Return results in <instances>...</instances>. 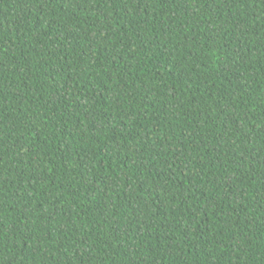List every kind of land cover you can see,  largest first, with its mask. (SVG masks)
Instances as JSON below:
<instances>
[{
  "label": "trees",
  "instance_id": "1",
  "mask_svg": "<svg viewBox=\"0 0 264 264\" xmlns=\"http://www.w3.org/2000/svg\"><path fill=\"white\" fill-rule=\"evenodd\" d=\"M0 264H264V0H0Z\"/></svg>",
  "mask_w": 264,
  "mask_h": 264
}]
</instances>
